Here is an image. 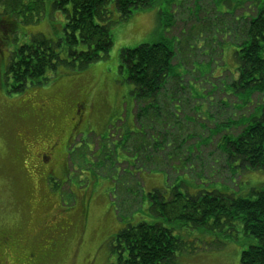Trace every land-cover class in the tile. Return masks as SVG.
Here are the masks:
<instances>
[{"label": "rangeland", "instance_id": "1", "mask_svg": "<svg viewBox=\"0 0 264 264\" xmlns=\"http://www.w3.org/2000/svg\"><path fill=\"white\" fill-rule=\"evenodd\" d=\"M22 2L0 0V231L17 241L11 248L0 244V264H118L113 239L119 231L163 221L149 210L153 190L179 186L190 194L250 197L264 189V170L233 168L218 146L222 137L237 135L239 123L260 104L257 95L241 104L231 83L238 78L236 52L264 0H156L164 30L148 31L149 22L134 13L113 27V45L103 59L82 70L61 65L48 82L13 93L8 65L14 52L38 35L59 42L66 24L54 0H45L40 11L34 0L24 1L29 11ZM14 7L25 13L13 15ZM165 34L177 49L171 75L183 78L187 92L177 100L182 114L168 127L181 132L179 142L166 150L155 143L161 154L153 156L155 137L135 124L134 86L120 71V55ZM26 131L34 137L30 145ZM71 137L64 174L39 175L31 145L62 146ZM175 224L187 248L174 264H239L241 253L257 242L241 230L232 236Z\"/></svg>", "mask_w": 264, "mask_h": 264}, {"label": "trees", "instance_id": "2", "mask_svg": "<svg viewBox=\"0 0 264 264\" xmlns=\"http://www.w3.org/2000/svg\"><path fill=\"white\" fill-rule=\"evenodd\" d=\"M22 1L23 9L31 10ZM111 2L114 10L110 8ZM44 3L45 0H34V9L42 10ZM53 5L66 13L64 35L57 43L45 36H35L14 52L8 65L13 93L48 82L49 75L55 74L61 65L82 70L103 59L113 45V27L136 12L154 9L156 0H54ZM24 10L14 7L11 13L17 16ZM164 16L157 9V30L167 27ZM173 39L165 34L154 43L122 49L120 55V71L134 86L135 124L140 131H151L152 141L155 137L153 156L161 154L160 148L158 152L155 150V143L166 150L180 140L176 136L181 132L168 128L182 114L183 107L177 108V100L187 92L183 78L171 75L177 51ZM236 58L239 67L238 78L231 83L233 94L245 106L257 95L260 104L239 123L240 132L222 137L218 146L234 161L233 168L264 170V9L249 22L246 39L240 44ZM170 133L174 134L173 142L168 141ZM149 134L146 133L147 140ZM168 191L155 189L148 193L151 215L163 221L129 225L114 237L113 252L118 264H174L176 254L187 248L172 227L175 223L232 236L241 230L257 242L241 253L239 264H264V189L252 191L250 197L204 191L190 194L182 192L179 186H171Z\"/></svg>", "mask_w": 264, "mask_h": 264}, {"label": "flooded vegetation", "instance_id": "3", "mask_svg": "<svg viewBox=\"0 0 264 264\" xmlns=\"http://www.w3.org/2000/svg\"><path fill=\"white\" fill-rule=\"evenodd\" d=\"M39 114L40 117L43 116L42 111H39ZM26 138L28 145L33 143L34 137L30 131H26ZM73 138L66 139L62 146L57 145L56 142L52 144H42L40 141L34 142L36 146L31 145L32 151L27 152L31 156L33 168L36 169L39 175L43 177H61L64 174L68 166L67 161L71 155L69 150L74 146ZM87 149H90V147L87 146ZM82 160L83 163H87L86 157ZM0 244L11 248L15 247L17 241L15 236L11 235V233L0 231ZM31 255L33 256V254Z\"/></svg>", "mask_w": 264, "mask_h": 264}, {"label": "crops", "instance_id": "4", "mask_svg": "<svg viewBox=\"0 0 264 264\" xmlns=\"http://www.w3.org/2000/svg\"><path fill=\"white\" fill-rule=\"evenodd\" d=\"M136 14H138L139 16H140V14H142V20H144L146 22V24H147V21L149 22L148 31H151L152 29L157 27L158 21H157V11L156 10H154V9H152V10H141L139 12H136L134 15H136Z\"/></svg>", "mask_w": 264, "mask_h": 264}]
</instances>
